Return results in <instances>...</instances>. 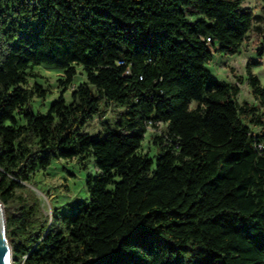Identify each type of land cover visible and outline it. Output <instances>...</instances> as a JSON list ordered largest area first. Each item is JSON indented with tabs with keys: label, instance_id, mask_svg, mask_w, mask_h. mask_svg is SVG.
Listing matches in <instances>:
<instances>
[{
	"label": "trees",
	"instance_id": "16d2710c",
	"mask_svg": "<svg viewBox=\"0 0 264 264\" xmlns=\"http://www.w3.org/2000/svg\"><path fill=\"white\" fill-rule=\"evenodd\" d=\"M241 1L0 0V199L13 263L264 264V113L206 66L213 46H240L253 17ZM40 62L62 67V84L75 63L86 79L34 109L46 88L23 83ZM258 62L245 71L264 105ZM108 103L117 117L88 131ZM158 121L155 154L140 152ZM88 156L87 196L51 220L35 196L16 199L38 167Z\"/></svg>",
	"mask_w": 264,
	"mask_h": 264
},
{
	"label": "rangeland",
	"instance_id": "374dc122",
	"mask_svg": "<svg viewBox=\"0 0 264 264\" xmlns=\"http://www.w3.org/2000/svg\"><path fill=\"white\" fill-rule=\"evenodd\" d=\"M241 5L252 11L253 17L251 25L246 31L238 49L233 53H222L212 47V57L206 62L212 75L230 82H237L239 91L236 94L238 102L246 101L254 105L255 110L263 111L264 105L253 94L245 71L246 62L250 59H257L259 62L252 66V70L264 84V13L262 0H242ZM76 72L72 80L67 84H62L59 77L63 76L64 70L54 64L40 62L29 66L25 70L24 86H31L35 81L46 88V95L43 99L38 94L33 95L29 104L34 109L44 110L48 104L60 93L66 100L70 99V91L81 81L86 79V73L80 63H75ZM194 101L191 102L194 105ZM121 106L115 103H108L104 113L99 116L95 114L86 124V129L96 133L101 129V121L107 119L112 122L118 115ZM242 119L254 130H261V126L253 124L247 117ZM165 129V122L158 121L157 126L148 125L144 137L139 147L140 152H146L153 156L156 151V141L154 136L160 134ZM85 165L78 161V158H54L49 165L38 167L28 180L22 182V186L17 189L19 199L25 196L29 200L35 196L39 202L40 211L47 220H51L53 210L65 209L67 203L77 198H85L87 190L85 177L88 172L96 170V165L91 156L85 160ZM17 200L13 202L15 205ZM15 203V204H14ZM4 207V205H3ZM10 264H16L12 262Z\"/></svg>",
	"mask_w": 264,
	"mask_h": 264
},
{
	"label": "water",
	"instance_id": "95a60500",
	"mask_svg": "<svg viewBox=\"0 0 264 264\" xmlns=\"http://www.w3.org/2000/svg\"><path fill=\"white\" fill-rule=\"evenodd\" d=\"M11 246L6 235V218L3 202L0 199V264H10Z\"/></svg>",
	"mask_w": 264,
	"mask_h": 264
},
{
	"label": "built area",
	"instance_id": "2783aa9c",
	"mask_svg": "<svg viewBox=\"0 0 264 264\" xmlns=\"http://www.w3.org/2000/svg\"><path fill=\"white\" fill-rule=\"evenodd\" d=\"M206 38H207L208 41H210V36H207Z\"/></svg>",
	"mask_w": 264,
	"mask_h": 264
}]
</instances>
